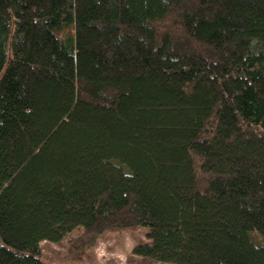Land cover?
Returning a JSON list of instances; mask_svg holds the SVG:
<instances>
[{
	"label": "trees",
	"instance_id": "16d2710c",
	"mask_svg": "<svg viewBox=\"0 0 264 264\" xmlns=\"http://www.w3.org/2000/svg\"><path fill=\"white\" fill-rule=\"evenodd\" d=\"M134 226L264 264V0H0V264Z\"/></svg>",
	"mask_w": 264,
	"mask_h": 264
},
{
	"label": "rangeland",
	"instance_id": "374dc122",
	"mask_svg": "<svg viewBox=\"0 0 264 264\" xmlns=\"http://www.w3.org/2000/svg\"><path fill=\"white\" fill-rule=\"evenodd\" d=\"M76 229L59 243L41 242V258L47 264H169L133 253L135 246L149 243L150 229L145 226L121 227L107 230L93 247L77 248L71 243L81 232ZM258 234V233H257ZM255 240L264 244L258 234Z\"/></svg>",
	"mask_w": 264,
	"mask_h": 264
}]
</instances>
